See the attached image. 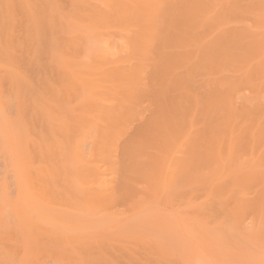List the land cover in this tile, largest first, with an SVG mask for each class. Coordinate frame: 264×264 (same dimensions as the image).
<instances>
[{"label": "rangeland", "instance_id": "1", "mask_svg": "<svg viewBox=\"0 0 264 264\" xmlns=\"http://www.w3.org/2000/svg\"><path fill=\"white\" fill-rule=\"evenodd\" d=\"M113 1L114 0H0V43L4 44L0 45L8 49V51L7 49H2V51L0 49V52L3 53H0V61L2 62H0V79L2 82L0 84V95L2 96V99L0 97V106L2 103H6L5 105L2 104L3 106H1L0 109L1 111L4 109L3 113L6 110L5 114L7 115L6 116L0 112V115L2 113L0 116V129L3 127L2 131L5 133V138L3 135H0V137L4 138L3 141L1 140L2 138L0 139V147L3 146L0 148V177L2 176L0 178L2 179L0 180V185L5 184L4 187L0 186V189L4 188L5 192H3L6 193L7 191L6 195L8 196L6 202L3 196L5 194L2 193L1 190L3 195L0 194V196H3L2 198L4 200L1 199L2 201L0 200V202H4L0 208L6 212H0V216L5 220V218L10 216L9 214L12 212V217H10L11 219L14 218L16 220L13 221L12 219L11 222V220H9L10 217H8L6 220L10 221L9 223L0 217L2 219H0L2 224H9H5L8 229L9 226L10 228L12 227L10 229L12 230L11 235V233H7L8 229L3 228L4 226H0V238L5 235V233H3V236L1 235L2 231H7L6 234H8L4 236L5 239L4 237L2 238L4 241H1L0 244L2 248L0 250L1 260L2 258H5V260L7 259V263L6 261L1 262V260L0 262L2 264H17L22 260V263L20 262V264H85V261L86 264H89V261L90 264L92 261L94 264H186V262L187 264H264V165H261L260 163L264 162L262 159L264 158V156H262V154H264V70L262 72L259 67L261 66L264 68V63H259L260 61L264 62V51L261 52L264 50V0H240V2H238L239 0H230L232 1V5L236 6H234V10H230L229 0H204L208 8L211 9L210 11L214 17L219 15L222 11V14L218 17L221 20L215 17L222 26L218 25L219 23L217 22L218 24L216 27L218 30H211L213 31V34L216 33L213 38L216 40L218 34L224 33V29H227L230 30L228 32L231 33L226 35L228 32L225 30V35H223V37L227 36L226 40L228 37L231 39L229 38L226 41L227 43H230H226L229 49L226 45V48L223 46L226 51L223 50L227 54L226 59L215 66L210 65V71L203 70L202 72L197 68L199 67L197 66L199 59L196 52L193 51L191 47H187L184 50L181 49V47L188 46L192 43H186L181 46L179 39L176 38L177 34H180L182 31L186 32L187 28L179 24H176L175 26L167 24L164 19L155 20V18H153L154 12L150 10H158L160 8L158 10L160 11L165 6L164 3H169V1L131 0V2L135 3L133 4L129 2L130 0H126L127 2L122 0L125 1L126 5L128 4L126 8V5H123L124 2L121 0V2H119V0H117L119 4L121 3L120 8L123 9L122 6H125V9H127L123 10V13L129 11L130 8L131 11L129 12L133 13V8H138L139 11L135 9V13H133L136 14L137 12H140L138 13V17H136L137 14L135 16L133 14L129 15V12H126L125 14H122L121 12L116 13L118 10L116 7V5L118 6V2L116 4V2ZM136 3L139 5L137 6ZM143 4L150 5V7L152 6V8L149 7L150 9H146V5L145 7L142 6L143 14L145 8L146 11L151 12L149 14L153 13L152 15L141 14L142 11H140V9H142L141 5ZM129 5L132 6L129 7ZM135 5L136 7H134ZM111 7H116V12H114L115 9L113 10ZM199 9H197L196 13L199 12ZM227 11H229V14L232 17H230V15H226V17L223 16L228 13ZM94 12H96L95 15H92ZM117 14H119V16H117ZM100 15H102V18H100ZM145 15L150 17V21L152 18V21L155 20L154 24L156 25L154 26V24H151L154 27L148 25V22L150 23V21L147 22V20H149L147 16V20L143 18ZM43 16H46V18H43ZM93 16H97V18ZM125 16H127L128 19L125 18ZM108 17L110 18L108 19ZM117 17L118 20L123 17L122 19L123 22H126H124L125 24H129L131 21L133 23L134 20L137 21L142 18L143 20H141L144 23L141 25L145 24V26L150 27H147V29L151 30L147 32L143 27H140V21H135L133 23L134 25L130 23L132 27H135L132 29L129 26L131 29L129 28L130 30H127V25L124 26L125 24H122V19L119 20V22H122L120 25H122H119ZM130 17L133 20L129 21ZM203 17L204 16H202V18ZM41 20H44L42 22V24L45 25H43L44 27L40 23ZM144 20L147 22V25ZM103 22L105 24L107 23V25H104ZM108 23L112 24V26L110 27ZM135 23L137 24L135 25ZM138 24L140 25V28L137 31L138 33L141 31L139 34L136 32V26ZM38 25L39 27H37ZM176 26L178 29H176ZM42 27L43 33L40 31L42 30ZM151 27L156 31L154 33L156 34L155 36H153L154 34L151 36V33L153 32ZM161 27L163 29H160ZM37 28H40V30ZM122 28L124 31H122ZM158 28L160 29V32L157 31L159 30ZM131 30H135L134 33ZM144 31H146V34H144ZM130 33L133 35L137 33L136 36L138 37L136 38L135 35L132 36ZM140 34H143L144 36L140 37ZM220 34L219 36H221ZM234 34L236 35V38L234 37ZM156 36L158 37L156 38ZM190 36L194 42H198L195 35ZM142 37H144L145 40L143 39L142 41ZM233 38H235L234 41ZM259 40H263L262 45L259 44ZM231 41H233V43H231ZM256 41L257 44L255 43ZM140 43L141 45H145V47L142 46L144 47L143 50L141 45H139ZM249 45L254 47L257 45L263 46L262 49L257 46L256 51L261 50L260 55L259 51L255 53L257 56L252 54L255 52L253 50L255 48L253 47V49H250L251 51H249V48H251ZM145 48L146 50H144ZM179 50L182 54L186 52L189 59L191 58V52L193 53V58L186 62L187 67L185 66V68L177 69L175 71L177 74H180L187 79L191 92L185 93L186 95L183 94L181 98H178L179 96L176 93L174 95L175 99L177 104L186 107L184 108L186 111L189 110V113L186 116L188 119L186 123L193 122L195 132H204L208 136V138L203 136L204 140L196 145V147L199 145V148L197 147L198 152L204 150L202 152L203 154L199 152L201 157L199 161L203 162L207 157L209 159L210 155H212L211 158H215L214 156L216 154L219 155L221 153L220 155H222V152L224 155H222L223 157L216 155L217 158L219 157L218 160H216L217 158L213 160L210 158V165L218 163V166L214 165L212 167L207 165L209 163L208 160L206 161L207 164L203 162L204 165H195V170H200L199 168L202 167L199 171L200 173L196 171V177L192 172L194 171V173H196L195 170L192 169L194 166L193 164L190 172L192 179H190L189 183L186 185L183 184L184 195L179 192V195L176 193H171V195H169L166 192L164 196H162L163 194L158 193V199L163 198L159 201L156 198L157 195L151 197L150 193L151 189L156 188V186H154L155 184L153 185L152 182L157 181V178H155L156 180H153V178L156 177L157 174H159L157 177H161L164 169V165H160L163 163L162 155L165 152L162 153L163 148L160 150L159 148H161L162 145H165V142L175 143L170 137L171 128L175 130L180 129L172 123V118H170L166 119V122L161 125L159 138L154 140L151 139L149 135L151 134L153 125L157 122L156 120L159 121V118L163 116L162 111H167V109L170 110V106L173 104L171 100L172 97L167 96L164 91V78L162 79V76L165 60L161 57H164L166 54L164 58L169 61L168 58H170V56H174L175 54L179 55ZM250 52L252 53L250 54ZM107 53L110 55H106ZM241 56H244V58ZM8 57L11 58L9 59L11 62H8ZM261 57L262 59H260ZM37 61L38 63H36ZM102 61H105V63L102 64ZM193 61L197 62L193 63L194 65L196 63L195 66H192ZM229 61H231L230 64L227 63ZM37 64H39V67ZM112 64L113 66L114 64H117L114 67L115 71L112 66H110ZM152 64H155V67ZM189 64L194 68H191ZM240 64H242V66H240L241 68H237ZM12 65H14V67ZM100 65L102 68L104 67V70H102ZM257 65H259L258 68H260V76L258 68H255ZM244 66L245 68H243ZM250 66H253V69ZM247 67L249 71L250 69L254 71L257 69L255 73L258 71L257 75L259 78H262V80L260 81L258 76L252 70L250 72L253 73V76L250 75L249 77L248 75L249 79L252 80L247 81L249 80L248 78L245 80L248 71ZM105 69H107L108 72H105ZM110 69L113 71L112 74L115 75L112 77V80H110L112 82H109L108 79L112 76V74L109 75V72L111 71ZM185 69L188 72L185 73ZM197 69L200 71H197ZM14 70L15 73L18 71L16 74L19 77L22 75L21 77L23 80L24 78L26 79L21 81L22 78L18 77V81L21 82L20 84H22V82H31L33 87L31 83H29L31 89L27 87L28 83L25 86L23 83V86L20 85L22 87H18V81L16 82L17 86L15 87L14 82L17 80H15L17 75L14 78ZM190 70L194 71L195 74L186 75ZM8 72H11L9 74L12 75H8ZM115 72L116 74H114ZM106 73H108V76L110 77H108ZM102 75L104 76L105 81L109 84L114 83L116 77H118L117 83L115 82V84L111 85L107 84L108 86L105 88L106 82L103 81L104 79L100 78L103 77ZM95 77L99 80L93 79ZM124 77H130V82L129 80H126L124 81V85L119 84L120 80L123 82V80L126 79ZM253 77H256V79L258 78L259 80L255 79L254 82ZM10 78L12 80H10ZM174 78H177V76H174ZM230 78L234 79L236 82V88L234 85L233 87L230 85L233 83ZM91 80L93 81L92 83ZM11 81H14V86ZM101 82L104 85V88L100 86L101 84L99 85ZM229 82L232 83L229 84ZM212 84L216 85L214 91L211 90ZM127 85L129 86L127 87ZM107 87L112 89L117 87L118 89L115 88L113 89V91H115L112 92V90L107 89ZM231 88L232 90L229 91ZM233 88L235 90H233ZM19 89L20 92L18 93ZM105 89H107V91ZM123 89L126 90L125 95L128 94L127 96L124 95L125 90ZM187 94L189 96H187ZM13 95L15 97L17 96L16 99ZM211 96H213L215 100H212L213 106L212 108L208 107L209 109H206L205 106L204 110V104L211 98ZM189 97L191 98L190 104H188L190 101ZM224 97H226V100ZM167 98L169 99L167 100ZM220 98L225 100L224 104L222 101L223 105L220 104ZM196 101L198 104H196ZM166 102L169 103L167 104ZM170 103L172 104L170 105ZM186 104L188 106L190 105V108L188 107L189 109ZM211 109L213 110L211 111ZM207 112L209 114L211 113L210 115L214 114L213 117L211 116L213 121L210 120V117L206 115L204 116ZM4 115L5 120H3ZM1 122H3V124H1ZM91 122H94L93 124L96 125L97 131L99 130L98 132L101 133L103 132L105 124L112 125L114 122L112 126H115L116 131L120 134L118 135L119 143L122 140L120 144L117 142V145H120L118 146L120 147V154L117 163L116 176L113 180L110 179L114 186L117 185L119 187V184L122 185L119 187L120 198L114 203L106 206V209L102 210L107 214H104L102 211L101 214H96L98 215L97 219H99L98 225L101 223V218H103L102 222L106 221L104 224L101 223L99 225L100 227L97 226L95 230L97 232L99 231V234H103L102 237H104L102 238L101 235L99 236L97 232L94 235L96 236L98 234L97 236L99 239L97 238L96 240L97 242L102 243H98V247L95 245L96 247L93 248L92 251H89V249H85V247L71 242L77 241V239H72L69 242V240H65L61 238L60 235L57 236L55 233H52L54 234V238L52 237L49 239L52 235L50 229L54 227L55 222H50V224L45 226L47 229L49 228L47 231L48 233L44 234L46 237L43 235H37L34 238L32 237L33 234H30L31 236H28V238L26 236L25 239L24 236L28 235V227L30 228L31 222L28 221L29 224L27 223V220H25V222L24 220L23 222L18 221L17 213L14 210V206L16 205L17 208V204L14 202L9 203L10 200H15L16 202L17 197H14L19 193V188L18 186L16 187V185H18V176L17 174H14L16 168L11 164L17 163V171L20 169V176L22 175L25 180L27 178V182L30 181V191L27 190L26 193L29 192V194H32L29 195L31 201L33 195L34 200L38 198V200L35 201L36 208H39V210L48 208L49 210L45 209V214L47 215L50 212L49 216L51 215L55 218V220L53 219L54 221L60 219L61 213L69 216L71 212H74V210L79 207V205L77 207L76 203L81 205L79 201L83 197L82 195H84V192H90L89 190H85L88 186L81 188L80 183L77 181L75 148L76 144L82 143V138H84L88 132L86 126ZM2 131L0 130V134ZM251 134H254L253 138L256 140V144L258 143L257 145L254 141H250L253 139ZM256 135L259 136L257 137ZM256 137L260 142L255 139ZM164 138H166V141ZM242 139H245L244 142L246 141V143H249L248 141H250V144H254L256 147L258 146V149L253 145L252 149V146L245 144ZM4 140L5 146L3 145ZM230 140H232L231 143ZM209 141H211V143ZM90 147L89 145L86 146L85 151H89L92 148ZM156 147H159L158 150ZM222 148L225 150L221 151ZM247 148L249 154L247 153ZM232 149L236 152L232 151ZM205 150L208 152L206 153ZM210 150L214 152L211 153ZM244 151L248 156H246L247 154L244 153ZM254 151H256L257 155V151L261 152L262 161L259 160L260 157L255 155ZM214 153L215 155L213 156ZM230 153L235 155L233 156L234 159ZM8 155H10V157L12 155L17 160L13 157L8 159ZM238 155H240L241 163L239 162L240 160H238ZM182 156V153H171V157L174 159L180 157L184 159L187 157ZM254 156L256 160L254 159ZM245 165L248 167L247 169ZM159 168H161V170H159ZM209 168L212 169L210 170ZM255 168L259 170L256 172ZM156 169L159 172H157ZM215 169L217 172H215ZM252 169L254 173L256 172V176L253 171L251 172L253 174H248V172H250L249 170ZM153 170L157 173L154 171L156 176L152 178ZM198 174L204 178L202 177L199 179V177H197L199 176ZM249 175L252 178L248 177ZM100 176L97 180L100 179ZM149 177L153 181H151ZM205 178L207 179V183L201 181L200 184H203L200 185L199 180ZM206 179L204 181H206ZM147 180H150L151 182L149 183ZM194 180L197 181V184H195L196 182ZM5 182L8 183L7 187ZM95 183L96 181L91 182V188L96 189ZM155 183L157 184V182ZM206 184L209 186H206ZM77 189L78 193L75 192ZM82 189L83 194L81 193ZM8 191L11 196L8 195ZM53 192H55V195ZM180 194L181 196L183 195L182 197L184 198H182ZM246 195L248 196V199L247 197L245 198ZM26 196L28 197L27 194ZM77 197L80 198V200ZM141 198H146L147 201H143ZM239 198L242 199L239 200ZM136 199H140L141 201L139 200L137 203L138 206H132V202ZM239 201L241 202L240 205H238ZM38 202H40V204ZM158 203L159 205L156 206ZM150 204L153 205L147 207L150 206ZM6 206L7 208H5ZM154 206L155 208H153ZM237 206L239 209L242 206L245 208L242 209V211L244 210L242 216L236 212L238 211ZM111 207H113V209ZM43 210L39 212L42 213ZM53 211L54 215H52ZM55 211H58V213ZM81 211V208L80 211L79 208L77 209L76 213L78 216L79 214H82ZM125 211L131 214L132 217L125 216L127 214ZM153 211L158 212L154 213ZM159 211L163 217H161V215L159 217ZM240 211L241 209L239 210V213L242 214V211ZM123 212L125 213L123 214ZM152 212L157 214L159 218L157 215L154 216ZM59 213L60 215L58 216ZM26 214L28 213L26 212ZM35 214L36 213L34 212V218ZM113 215L118 217H114L115 219L113 217L111 218L110 216ZM151 215H153L152 220L155 218L157 221L162 222L165 220L164 218L167 217L168 221L166 220V223L164 224L163 221L161 226L159 225V222V227L154 228L153 224L157 222H152L151 220L150 222L145 221L148 220L146 219L148 216V218L151 219ZM137 216L139 217L136 218ZM237 216H239V219ZM170 217H172V219H170L171 221L169 220ZM125 218L129 220H125ZM142 219H145V222H142ZM47 220H49V218ZM182 220H184V223ZM134 222L142 224L139 225ZM13 223H16V225ZM51 223L53 225H51ZM132 224L135 226H132ZM145 225L149 230H147L148 228ZM150 225H152V227ZM13 226L15 227L14 230ZM143 226L146 227V229L142 228ZM132 227H135V229ZM186 227L189 229V232ZM23 229L26 231L24 236L23 234L21 235ZM140 229H143L142 231L144 232L140 233ZM152 229L157 230L154 232ZM149 231L150 234L154 233L153 235L156 237L152 235L147 236ZM14 232L17 233L15 237L16 240L14 239ZM145 233L147 234L145 235ZM139 234H141L143 238L138 237ZM9 235L11 237L13 236L11 238L13 243L10 239V242L6 240ZM47 235H49V237ZM144 235L148 238H144ZM84 238L86 239V236ZM32 240H34V242ZM88 240L89 239L86 241ZM92 240L93 238H91V241ZM15 241L16 244H14ZM152 241L153 244H155L154 241H158V246H154ZM77 242H79V240ZM19 243L22 244V246L19 245ZM166 243L169 246H167ZM12 244L14 246H11ZM160 244H162L161 249ZM157 247L159 249L158 251ZM25 252L27 254H25ZM161 252H166L168 256L163 255ZM2 255L4 257H2ZM162 255L165 256V258L162 257ZM8 257L9 260H11L10 257L13 261L17 260V263L15 261L14 263H10Z\"/></svg>", "mask_w": 264, "mask_h": 264}, {"label": "bare ground", "instance_id": "2", "mask_svg": "<svg viewBox=\"0 0 264 264\" xmlns=\"http://www.w3.org/2000/svg\"><path fill=\"white\" fill-rule=\"evenodd\" d=\"M112 1V0H111ZM115 2H116V4H117V0H114ZM113 1V2H114ZM122 1V0H121ZM120 0H119V2H121ZM126 1V0H125ZM125 1H122V2H124V4L123 5H126V3H125ZM132 1H134V0H132ZM150 1V0H149ZM166 1H169V3H167L166 2V4L164 3V7H163V9H161L160 11H158V10H155V9H151L150 11H152V12H154V17L153 18H155V20L156 19H164V20H166V23L167 24H171V25H173V26H175L176 24H179V25H182V26H185L186 28H187V31L185 32V31H182L180 34H177V36H176V38L177 39H179V41H180V45L182 46V45H184V44H186V43H192V44H190V45H188V46H184V47H181V49L182 50H184L185 48H187V47H191L192 48V50L193 51H195L196 52V55H197V57H198V59H199V65L197 64V66H199V67H197V68H199V69H197V71H200V72H202L203 70H206V71H210L211 70V67H210V65L211 66H215V65H217V64H219V63H221L223 60H225L226 59V53H225V45H226V41L230 38V37H228L227 38V40H226V37L224 36L223 37V35H225L224 33H225V30L228 32V31H230V30H227V29H224V33H219L221 36H219V34H218V37L216 38V40L213 38V36H214V34H216V33H214L213 34V31H211V30H214V29H216V31L218 30V28L216 27L217 26V24L219 23V21H218V19H220V18H218L221 14H222V11H221V13L219 14V15H216L215 17H217L216 19H215V17L213 16V14L211 13V9L210 8H208V6H207V4H206V2L204 1V0H198V1H196V0H166ZM235 1H237V0H235ZM119 2H118V6L116 5V7L118 8V10H120V9H122V8H120L121 6H120V4H119ZM127 2V1H126ZM129 2H131V0L129 1ZM232 1H230L229 0V5H230V10H234V6L235 5H232V3H231ZM238 2H240V0L238 1ZM238 2H236V3H238ZM56 3V2H55ZM131 3H133V2H131ZM147 3V2H146ZM162 3V2H161ZM224 3H225V1H224ZM227 3V2H226ZM235 3V4H236ZM133 4H135V3H133ZM239 4V3H238ZM128 5V4H127ZM127 5H126V8H127ZM136 5H137V3H136ZM136 5L134 6V7H136ZM139 5V4H138ZM137 5V6H138ZM145 5L146 4H143V5H141V8L142 9H140V11H142L143 10V7H145ZM229 5H228V7H229ZM113 6V5H112ZM132 6V5H131ZM130 5H129V7H131ZM143 6V7H142ZM153 6H155V5H153ZM238 6V5H237ZM116 7H111V9H115V11L114 12H116ZM123 7V9L122 10H120V11H118L117 10V12L116 13H118V12H121L122 14H125L126 12H129V11H131V8H130V10L129 11H125V13H123V10H127V9H125V6H122ZM128 7V8H129ZM150 7V5L148 6V5H146V9L147 8H149ZM156 7V6H155ZM161 7V8H162ZM232 7H233V9H232ZM236 7V6H235ZM4 8V7H3ZM109 8H110V6H109ZM120 8V9H119ZM139 8H140V6H139ZM144 8V14H149V13H151L150 11H146V9ZM150 8H152V6L150 7ZM149 8V9H150ZM158 8V7H157ZM200 8V9H199ZM134 9V12L133 13H135V9H137V11H139V9L138 8H133ZM133 9H132V11H133ZM148 9V10H149ZM197 9H199L198 11V13H196V11H197ZM1 10H2V8H1ZM154 10V11H153ZM6 12V11H5ZM87 12V11H86ZM145 12H148V13H145ZM228 13H226L225 15H223V16H225L226 17V15H230L229 14V11H227ZM233 12V11H232ZM95 13L96 12H94L92 15H95ZM130 13V12H129ZM133 13H130L129 15H131V14H133ZM138 13H140V12H137L136 14H137V16L136 17H138ZM234 13V12H233ZM232 13V14H233ZM2 14V13H1ZM120 14V13H119ZM119 14H117V16H119ZM121 14V15H122ZM136 14H133L134 16L136 15ZM142 15H144L143 14V11H142V13H141ZM141 14H139V15H141ZM153 14V13H152ZM152 14H149V15H152ZM97 15V14H96ZM129 15H128V17H129ZM147 15H145V16H143V18H145V20H147L146 19V16ZM215 15V14H214ZM234 15H235V13H234ZM233 15V17L235 18V16ZM134 16H133V18H134ZM202 16H204L203 18H202ZM4 17V16H3ZM93 17H96L97 18V16H93ZM103 17H105V16H103ZM132 17V16H131ZM130 17V19H129V21L130 20H133L132 18ZM148 17V19L150 18L149 16H147ZM201 17V18H200ZM222 17V16H221ZM230 17H232L231 15H230ZM40 18V17H39ZM43 18H46V16L44 17L43 16ZM42 18V19H43ZM100 18H102V15H100ZM110 17H108V19H109ZM121 18V17H120ZM123 18V17H122ZM121 18V19H122ZM125 18H127V16H125ZM152 18V17H151ZM153 18H152V20H153ZM103 19H105V18H103ZM121 19H119V20H121ZM128 19V18H127ZM135 19H139V18H135ZM142 18H140V20H134V22L136 21V22H138V21H140V25L142 24V23H144L142 20H141ZM228 19V18H227ZM117 20H118V17H117ZM119 20L117 21V22H119ZM144 20V21H145ZM151 20V21H152ZM155 20L154 21H152V23H151V21H150V19L149 20H147V22L148 21H150V23L148 22V25H151V24H154L155 23ZM164 20H162V21H164ZM217 20V21H216ZM221 20V19H220ZM44 20H41V25L43 26L44 24H42V22H43ZM104 21V20H103ZM122 22H123V19L121 20ZM128 21V22H129ZM142 21V22H141ZM3 22V21H2ZM6 22V21H5ZM108 22H110V21H108ZM117 22H115V23H117ZM122 22H119V25H120V23H122ZM125 22V21H124ZM122 23V24H125V23ZM133 22V23H134ZM146 22V21H145ZM147 22H146V25H147ZM165 22V21H164ZM218 22V23H217ZM104 23V22H103ZM130 23H132V21L130 22ZM129 23V24H130ZM132 23V25H134ZM159 23H160V20H159ZM118 24V23H117ZM121 24V25H122ZM128 23L127 24H125L124 26H126L127 25V30L131 27L132 29L135 27H132L131 26V24L129 25ZM137 23H135V25H136ZM221 23H219L218 25H220ZM40 25V26H41ZM104 25H107V23L105 24L104 23ZM108 25L111 27L112 26V24H110V23H108ZM116 25V24H115ZM118 25V26H119ZM120 25V26H121ZM139 24L136 26V32L138 33V29L140 28V27H143L145 30H147V32H149L150 30H148L147 29V27L148 28H150L149 26H145V24H143V25H141L140 26ZM156 24H154V26H155ZM45 26V25H44ZM43 26V27H44ZM130 26V27H129ZM140 26V27H139ZM145 26V27H144ZM152 27H154L153 25H151ZM220 26H222V25H220ZM37 27H39V25L37 26ZM43 27H42V30H40V28L38 29V30H40V31H42L41 33H43ZM138 27V28H137ZM151 27V28H152ZM157 27V26H156ZM1 28V27H0ZM106 28H108V27H106ZM119 28V27H118ZM124 28V27H123ZM122 28V29H123ZM130 28V29H131ZM47 29V28H46ZM112 29V28H111ZM121 29V30H122ZM129 29V30H130ZM153 29V28H152ZM157 29V28H156ZM159 29V28H158ZM160 29H163L162 27L160 28ZM160 29L159 30H157V31H159L160 32ZM176 29H178L177 28V26H176ZM223 29V28H222ZM221 30V29H220ZM39 31V32H40ZM122 31H124V29L122 30ZM126 31V30H125ZM131 31H133V33H134V31L135 30H131ZM153 32L151 33V36H152V34H154L156 31L153 29L152 30ZM215 31V32H216ZM221 31V32H222ZM5 32V31H4ZM130 32V31H129ZM141 31H139V33H140ZM145 33L144 34H146V31H144ZM235 32V31H234ZM233 32V33H234ZM137 33L136 34H134L135 36L137 35ZM138 33V34H139ZM158 33V32H157ZM162 33V32H161ZM190 33H192V34H190ZM231 33V32H230ZM229 32L226 34V35H229L230 34ZM247 33V32H246ZM131 34V33H130ZM1 35V34H0ZM132 36H134L133 34H131ZM148 35H149V33H148ZM156 34H154L153 36H155ZM159 35V34H158ZM190 35H195V37L197 38V40H198V42H194V40H192L191 39V36ZM140 37L141 36H144L143 34H140L139 35ZM211 36H212V39H211ZM236 35L234 34V37H235ZM238 36H240V35H238ZM1 37V36H0ZM5 37V36H4ZM7 37V36H6ZM131 37V36H130ZM138 36H136V38H137ZM158 36H156V38H157ZM216 37V36H215ZM232 37V36H231ZM135 38V39H136ZM147 38V37H146ZM150 38V37H149ZM153 38V37H152ZM155 38V39H156ZM236 38V37H235ZM235 38H233V41H234V39ZM4 39V38H3ZM7 39V38H6ZM53 39V38H52ZM139 39H141V38H139ZM143 39H144V37H142V41H143ZM148 39V38H147ZM231 39V38H230ZM45 40V39H44ZM59 40V39H58ZM145 40V39H144ZM150 40H151V38H150ZM134 41V40H133ZM137 41H139V40H137ZM233 41H231V43H233ZM255 41V40H254ZM254 41H252V42H254ZM262 41L263 40H259V44H261L262 45ZM2 42H4V41H2ZM139 42H141V41H139ZM146 42H148V41H146ZM154 42V41H153ZM237 42V41H236ZM264 42V41H263ZM142 43V42H141ZM141 43L139 44V45H141ZM149 43V42H148ZM238 43V42H237ZM256 44H257V41L255 42ZM1 45H4V44H2V43H0ZM131 44H132V42H131ZM142 44H144V43H142ZM227 44H230L229 42L227 43ZM256 44H254V45H256ZM0 45V46H1ZM253 45V44H252ZM261 45H257L258 47H261V49L263 48V46H261ZM264 45V44H263ZM142 46H144L145 47V45H141V47ZM223 46L225 47V48H223ZM227 47H228V45H226ZM251 48H249V51H251L252 49H253V47L254 46H251V45H249ZM257 46L256 47H254L255 49H253L255 52H250V54L252 53V54H254V55H256L257 56V54H255V53H257L258 51H256L257 50ZM4 47V46H3ZM2 46L0 47V49H1V51H2V49H4V50H6L7 48L6 47H4L3 48ZM144 47H142V50H143V48ZM157 47V46H156ZM243 47V46H242ZM247 47V46H246ZM107 48V47H106ZM141 49V48H140ZM225 51H224V50ZM228 49H229V47H228ZM251 49V50H250ZM260 49V48H259ZM3 50V52L5 53V51ZM109 50H110V48H109ZM144 50H146V48L144 49ZM151 50H153V49H151ZM7 51H8V49H7ZM6 51V53L8 54V52ZM229 51V50H228ZM244 51H245V49H244ZM248 51V50H247ZM261 51V50H260ZM260 51H259V55H260ZM264 50H262L261 52H263ZM106 52H107V50H106ZM178 52H180L181 53V51L179 50ZM184 52V51H183ZM224 52V53H223ZM0 53H2V52H0ZM169 53V52H168ZM179 53V55H176L175 53V55L174 54H172V55H174V56H170V58H168L167 56V58H168V60L169 61H167V59L166 58H164L165 57V55H164V57H161L162 59H164L165 60V64H164V67H163V76H162V79L164 78V81H163V83H164V91H165V93L167 94V96H170V97H172V103H170V110L169 109H167V111H162L163 112V116L161 117L160 115V117L161 118H159V121L158 120H156L157 122L153 125V127H152V131H151V134L149 135L150 137H151V139H154V140H156L157 138H159L160 137V133H159V131H160V127H161V125L162 124H164L165 122H166V119H170V118H172V123L174 124V125H176V126H178L179 127V129L180 130H175V129H173V128H171V135H170V137H171V139L176 143V147H175V143H173V142H171V143H167V142H165V145H162V147L161 148H159V147H156L157 148V150H158V148H159V150L160 149H162L163 148V151H162V153L163 152H165L163 155H162V164L161 163H159V164H161L160 166H162V165H164V169H163V171H162V174H161V177L159 176V177H157L159 174H157V176H156V173L157 172H159L157 169V172L155 171V170H153L152 172L154 173H152V178L154 177V176H156V177H154L153 178V180L155 179V178H157V181H155V182H157V184L150 178L151 177V175H150V180L151 181H153L152 183H153V185L154 186H156V188L155 189H151V197L153 196V195H157V199H158V193H160V194H163L162 196H164V194L167 192V194H169V195H171V193L172 194H174V193H176V194H178V192L179 193H181V194H183L184 193V188H183V184H187V183H189V181H190V179H192V177H191V175H190V172H191V170L192 169H196L195 167V165H197V166H200L201 164H203V162H205L206 164H207V160H208V164L207 165H210V161L209 160H213V159H215V158H217L216 157V155H215V153L213 154V156L215 157V158H211V156L212 155H210L209 156V159H208V157H207V155H206V157H207V159H206V157H205V159L206 160H204V159H202V160H204L203 162H201V161H199V159L201 158L200 157V153L199 152H203L204 150H202V149H199V150H202V151H199L198 152V149H197V147L199 148V145L196 147V145L197 144H199V143H201V141H203L204 140V137L205 138H208V136H207V134H205L204 132L202 133V132H200V133H197V132H195V130H194V123L193 122H190V123H186V121L188 120L187 118H186V116H187V114L189 113V110L188 111H186V109H184V108H186V107H182V106H180L179 104H177V101H176V99H175V94L177 93L178 94V98H181V96L183 95V94H185V93H190L191 91H190V87H189V85H188V83H187V79L185 78V77H183L182 75H180V74H177L175 71L177 70V69H181V68H185V66H186V62H187V60H190L191 58H193V56H192V52H191V58L189 59V57H187L188 55H186V52L185 53H181L180 54ZM3 54V53H2ZM1 54V55H2ZM7 54H6V56H7ZM38 54V53H37ZM36 54V55H37ZM163 54V53H162ZM248 54V53H247ZM39 55V54H38ZM106 55H110L109 53H107ZM148 55V54H147ZM228 55H230V54H228ZM263 55V54H262ZM35 56V55H34ZM101 56V55H100ZM247 56V55H246ZM250 56V55H249ZM229 57V56H228ZM242 57V56H241ZM240 57V58H241ZM103 58V57H102ZM242 58H244V56L242 57ZM7 59V58H6ZM9 59H11V58H9L8 57V62H11V61H9ZM158 59V58H157ZM228 59V58H227ZM254 59V58H253ZM260 59H262V57L260 58ZM147 60H148V58H147ZM194 60V59H193ZM63 61V60H62ZM159 61V60H158ZM161 61V60H160ZM163 61V60H162ZM197 61V60H196ZM196 61H193L192 62V66H195L196 65V63L198 62H196ZM1 62V61H0ZM103 62V63H102ZM101 63L102 64H104L105 63V61H102ZM194 62H196L195 63V65L193 64ZM230 62L231 61H229V62H227L228 64H230ZM2 63V62H1ZM36 63H38V61L36 62ZM116 63V62H115ZM259 63H264V62H259ZM118 64V63H117ZM117 64H114V66H113V64L112 65H110V66H112V68L114 69V67H115V65H117ZM155 64H157V63H155ZM155 64L153 65L154 67H155ZM163 64V63H162ZM232 64V63H231ZM41 65V64H40ZM106 65H107V63H106ZM106 65H105V67H106ZM159 65V64H158ZM160 65H161V63H160ZM190 65V64H189ZM188 65V66H189ZM247 65V64H246ZM245 65V66H246ZM254 65V64H253ZM260 65V64H259ZM259 65H257V66H255V68H258V66ZM13 67H14V65H12ZM37 66L39 67V64H37ZM98 66V65H97ZM104 66V65H103ZM153 66H152V69H153ZM238 66V65H237ZM240 66H242V64H240L237 68H241ZM245 66L243 67V68H245ZM263 66V65H262ZM37 67V68H38ZM100 67H101V65H100ZM99 67V68H100ZM160 67V66H159ZM178 67V68H177ZM187 67V66H186ZM190 67H191V65H190ZM196 67H195V70H196ZM250 67H252V69H253V66H250ZM260 68H261V71L263 72V70H264V68L263 67H261V66H259ZM1 68H3V67H1ZM97 68V67H96ZM102 68V67H101ZM104 68V67H103ZM102 68V70H104ZM118 68V67H117ZM189 68V67H188ZM191 68H194V67H191ZM260 68H258V71H259V76L261 75V72H260ZM263 68V69H262ZM107 69H109V68H107ZM107 69H105L106 71L105 72H108V70ZM187 69V68H186ZM184 70V72L186 73V72H188L187 70ZM252 69H250V71L252 70ZM10 70V69H9ZM99 70V69H98ZM111 70V71H110ZM109 71V75L110 74H112L113 73V71H112V69H110ZM156 70V69H155ZM194 70V69H193ZM247 70L249 71V69H248V67H247ZM257 69H255V71H256ZM10 71H12V70H10ZM101 71V70H100ZM114 71H115V69H114ZM153 71V70H152ZM191 71V72H190ZM189 71V73L188 74H186V75H193V74H195L194 73V71H192V70H190ZM247 71V73H246V71H245V73H246V79L245 80H247V78L249 79V77H250V75L251 76H253V73H251L250 71L248 72ZM252 71H254V70H252ZM255 71H254V73H255ZM257 71V72H258ZM102 72H104V71H102ZM104 72V73H105ZM157 72V71H156ZM257 72L255 73L256 75H257ZM0 73H1V70H0ZM9 73H11V72H8V75H12V74H9ZM16 73H18V71L16 72ZM15 73V70H14V78H15V76L17 75ZM38 74V73H37ZM107 74V76H108V73H106ZM114 74H116V72L114 73ZM154 74H155V72H154ZM263 74V73H262ZM119 75V74H118ZM133 75V74H132ZM156 75V74H155ZM248 75H249V77H248ZM22 76V75H21ZM20 76V77H21ZM100 76H101V74H100ZM103 76V75H102ZM106 76V75H105ZM115 75H113L112 74V76L110 77V76H108V77H110V78H108L109 79V82H112V81H110V80H112V77H114ZM174 76H177V78H174ZM255 76V75H254ZM258 76V75H257ZM259 76H258V78H259ZM10 77V76H9ZM19 76L17 75L16 76V78H15V82H14V84H15V87L18 85V87H22L23 85L25 86L27 83H25V82H22V84H20L21 82H19L18 80H19V78H18ZM121 77V76H120ZM152 77H153V75H152ZM0 78H1V76H0ZM12 78V77H11ZM10 78V80H12ZM13 78V79H14ZM22 78V77H21ZM100 78H102V79H104V76L103 77H100ZM124 78H126V77H124ZM123 78V79H124ZM130 78V77H129ZM129 78H126L125 80H123V82H121L122 80H120V83L119 84H122V85H124L125 83H124V81H126V80H129ZM159 78V77H158ZM256 79V77H253V81L256 79V80H259L260 79V81L262 80V78H259V79ZM93 79H97V80H99L98 78H93ZM122 79V78H121ZM230 79H232V78H230ZM229 79V80H230ZM264 79V78H263ZM24 80H26L25 78H24ZM23 80V78H22V80L21 81H24ZM114 80V79H113ZM117 80H118V77H116V83H117ZM228 80V81H229ZM252 79H249V80H247V81H251ZM19 82V83H17V85H16V82ZM28 81V80H27ZM101 81V80H100ZM99 81V82H100ZM103 81H105V79L103 80ZM113 81V82H114ZM161 81V82H162ZM225 81H227V80H225ZM224 81V82H225ZM232 82H229V84L230 83H232V84H230V85H232V87H233V85L235 86V88L237 87L236 85V82L234 81V79H232L231 80ZM246 81V82H247ZM252 81V82H253ZM12 82V81H11ZM13 82H12V84H13ZM93 81L91 80V83H92ZM106 82V81H105ZM105 82H103V83H105ZM115 82L114 83H111V84H115ZM129 82H130V80H129ZM255 82V81H254ZM2 82H1V79H0V84H1ZM29 83H31V82H29ZM29 83H28V86L27 87H29L30 89H31V85H32V83H31V85L29 86ZM94 83H96V82H94ZM219 83V82H218ZM223 83V82H222ZM247 83H249V82H247ZM14 84H13V86H14ZM101 84V85H100ZM106 85H105V88H106V86H108V85H111V84H109L108 82H106L105 83ZM108 84V85H107ZM214 84H217V83H214ZM214 84H212V89L211 90H215L216 88H215V86L216 85H214ZM229 84H227V85H229ZM20 85H22V86H20ZM99 85L100 86H102V88H104L103 86V84H102V82L101 83H99ZM98 85V86H99ZM210 85V84H209ZM13 86H12V89H13ZM97 86V85H96ZM113 86V85H112ZM119 86V85H118ZM117 86V87H118ZM129 85H127V87H128ZM191 86V85H190ZM32 87H33V85H32ZM114 87V86H113ZM117 87H115L116 89H118ZM120 87V86H119ZM124 87V86H123ZM126 87V86H125ZM217 87H219V86H217ZM115 88H113V89H115ZM121 88H122V86H121ZM170 88V89H169ZM220 88V87H219ZM21 89V88H20ZM20 89L18 90V93L20 92ZM28 89V88H27ZM29 89V90H30ZM107 89H109V90H112V92H114L113 91V89L112 88H108L107 87ZM107 89H105L106 91H107ZM123 90H125V89H123ZM232 90V88L231 89H229V91H231ZM233 90H235L234 88H233ZM217 91V90H216ZM16 92V91H15ZM125 93H126V90H125V92H124V95H125ZM21 94V93H20ZM192 94V93H191ZM16 95H17V93H16ZM128 94H126L125 96H127ZM186 95V94H185ZM14 96V95H13ZM174 96V97H173ZM187 96H189L188 94H187ZM0 97H1V99H2V96L0 95ZM17 97V96H16ZM16 97L14 96V98L16 99ZM184 97V96H183ZM191 97V96H190ZM189 97V98H190ZM213 96H211V98L210 99H208L206 102H205V104H204V110H205V106H206V109H209V108H212V106H213V102H212V100L213 101H215L214 100V97L212 98ZM223 97V96H222ZM188 98V99H189ZM219 98V97H218ZM169 98H167V100H168ZM215 99H216V97H215ZM224 99L226 100V97H224ZM222 100L221 98H220V100L219 101H221V103L220 104H222V101H223V104H224V102H225V100ZM184 100V99H183ZM1 101V100H0ZM164 101V100H163ZM163 101H160V102H163ZM169 102H170V100H169ZM168 102V103H169ZM190 102H191V98H190V101H189V103L188 104H190ZM107 103V102H106ZM109 103V102H108ZM167 103V102H166ZM167 103V104H168ZM187 103V102H186ZM2 104H6V103H2ZM1 104V106H3ZM196 104H198V102L196 101ZM222 104V105H223ZM187 105V104H186ZM1 106H0V108H1ZM169 107V106H168ZM190 108V105L188 106L187 105V108ZM209 107V108H208ZM3 108V107H2ZM5 108H6V106H5ZM188 108V109H189ZM4 110V109H3ZM3 110L1 111V109H0V112H2L3 113ZM163 110H165V109H163ZM213 109H211V111H212ZM6 111V110H5ZM5 111H4V113L3 114H5ZM159 112V111H158ZM2 113H1V115H2ZM211 114V113H210ZM208 112H207V114H204V116L206 115V116H208V117H210L211 119V121H213L212 119V117H213V115H210ZM0 115V116H1ZM6 115V114H5ZM5 115L3 116L4 117V119L3 120H5ZM7 116V115H6ZM212 116V117H211ZM206 118V117H205ZM155 119H156V116H155ZM206 119H208V118H206ZM97 120V119H96ZM95 120V121H96ZM209 120V121H210ZM0 121H1V119H0ZM4 122V121H3ZM3 122H1V124H3ZM5 123H6V121H5ZM94 122H91L89 125H87L86 126V129H88V132L86 133V135H85V137L84 138H82V143H78V144H76V148H75V153H76V155H75V169H76V176H77V181L80 183V187L81 188H85V187H87L88 186V188L87 189H85V190H89L90 192H84V195H82L83 197L81 198V200H80V198H76L80 203H81V205L80 204H78V203H76L77 204V207H78V205H79V211H80V208L82 209V214H79V216L77 215V213H76V211H77V209L78 208H76V210H74V212H71L70 214H69V216L68 215H65V214H63V213H61V215H60V213L58 214V216L60 215V219L59 220H57V221H54L55 220V218H53L51 215L49 216V213H48V211H47V215L45 214L46 213V211H45V209H48V208H45L44 210L43 209H41V210H39V208H36V202L35 201H37L38 200V198L37 199H35L34 200V195H33V197H32V201H31V199L29 198L30 196L29 195H32V194H29V192L28 193H26L27 192V190H29V187H31V183H29V182H27L28 180H27V178H26V180L23 178V176L21 175L20 176V169H19V171H17L18 170V166H16V164H11L13 167H15L16 169H15V173L14 174H17V176H18V185H16V187L18 186V188H19V193H18V195L17 196H15L14 198H16L17 200H16V202H15V200L13 201V200H10L9 201V203H11V202H14V203H16L17 204V208H16V205L14 206L15 208H14V210L16 211V213H17V219H18V221H22L23 222V220H24V222H25V220H27V223H29L28 221H30L31 222V224H30V228L28 227V229H29V231L27 232L28 233V235H25V233H26V231L23 229V231H22V233H21V235L23 234V236H24V238L26 239V236H27V238H28V236L30 237L31 235L30 234H33V236L32 237H36L37 235L38 236H40V235H43V236H45L46 237V235H44L45 233H48L47 231H48V229L45 227L47 224H50V222H55L54 224V227H52V229H50V233L52 234V233H55V234H57V236L58 235H60L61 236V238H63V239H65V240H69V242L72 240V239H77V241L79 240V242H77V241H71V242H73V243H77V244H79V246H82V247H85V249H89V251H92L93 250V248H95L96 246L98 247V243H102V242H97V238H98V232L97 231H95L96 230V227L98 226V227H100L99 225L101 224V223H105L106 221H104V222H102V219L103 218H101V223H99V225H98V221H99V219H97V216L98 215H96V214H101V211L103 210V209H106L107 207L106 206H108L109 204H112V203H114L116 200H118L119 198H120V193H119V187L120 186H122L121 184H119V187L117 186V185H115L114 186V184L112 183V181L110 180V179H114L115 178V176H116V171H117V163H118V161H119V154H120V147H118V146H120V145H117V142L119 143V138H118V135H120L119 133H118V131H116V127L115 126H112L113 124H114V122H113V124L112 125H108V124H105L104 125V128H103V132L101 133V132H98L97 131V129H96V125L95 124H93ZM104 123V122H103ZM115 124H116V122H115ZM100 125H101V123H100ZM118 125V124H117ZM2 126V125H1ZM119 126V125H118ZM3 128V127H2ZM2 128L0 129L1 131H2ZM119 128V127H118ZM43 129V128H42ZM44 130V129H43ZM80 130H82V129H80ZM41 131V130H40ZM82 132V131H81ZM5 133H4V131H2V133L0 134V135H3V137L5 136L4 135ZM41 134H44V133H41ZM81 134V133H80ZM252 135V134H251ZM254 135V134H253ZM253 135H252V138H253ZM94 136V137H93ZM96 136V137H95ZM204 136V137H203ZM257 136V135H256ZM259 136V135H258ZM257 136V137H258ZM93 137V138H92ZM255 137V136H254ZM255 138V139H257L258 140V138ZM2 137H0V139H1ZM5 138V137H4ZM4 138H2L1 140L3 141V139ZM250 139V138H249ZM1 140H0V142H1ZM164 140L166 141V138H164ZM243 140V139H242ZM242 140H241V142H242ZM245 140V139H244ZM244 140H243V142H244ZM250 141H254V143L256 144V140H254V138L252 139V140H250ZM250 141H248L249 143H246V141L244 142L245 144H247V145H253V146H255L254 144H250ZM121 142H122V140H121ZM120 142V143H121ZM210 143H211V141H209ZM232 142V140H230V143ZM258 142H260L259 140H258ZM3 143V142H2ZM119 143V144H120ZM204 143V142H203ZM208 144V143H207ZM228 144H229V142H228ZM228 144H227V146H228ZM239 144H240V142H239ZM243 144V143H242ZM258 144V143H257ZM256 144V145H257ZM261 144V143H260ZM259 144V145H260ZM263 144H264V142H263ZM262 144V145H263ZM2 145V144H1ZM4 146H5V140H4V144H3ZM89 145V147L91 148H89L90 150L88 151H85V149H86V146H88ZM210 145V144H209ZM212 145V144H211ZM235 145V144H234ZM236 145H238V144H236ZM241 145V144H240ZM154 146H155V144H154ZM201 146V145H200ZM204 146V145H203ZM203 146H202V148H203ZM230 146H232V145H230ZM229 146V147H230ZM253 146L251 147L252 149H253ZM3 146H1L0 148H2ZM174 147H175V149H174ZM206 147H207V145H206ZM210 147V146H209ZM233 147V146H232ZM241 147H243V146H241ZM256 147V146H255ZM258 147V146H257ZM256 147V149H258ZM6 148V147H5ZM74 148V147H73ZM156 148H154V149H156ZM231 148V147H230ZM250 148V147H249ZM204 149V148H203ZM206 149V148H205ZM229 149V148H228ZM251 149V150H252ZM7 150V149H6ZM207 150V149H206ZM205 150V151H206ZM221 150V149H220ZM223 150H225L224 148H222V150L221 151H223ZM238 150V149H237ZM239 150H240V147H239ZM254 150H255V148H254ZM1 151H2V149H1ZM8 151V150H7ZM211 151V153H213L212 152V150H210ZM217 151V150H216ZM220 151V152H221ZM232 151H235L234 149H232ZM261 151V150H260ZM260 151H257L258 152V155L256 154V151H254V153H255V155H257V156H259L260 157V161H262L261 160V152ZM12 152V151H11ZM10 152V153H11ZM173 152H175V153H182L183 154V156H187L186 158H184V159H182L181 157L180 158H176V159H174L173 157H171V153H173ZM208 151H206V153H207ZM217 152H219V151H217ZM230 152V151H229ZM236 152V151H235ZM239 152V151H238ZM259 152H260V154H259ZM244 153H246L245 151H244ZM247 153L249 154V152H248V148H247ZM246 153V154H247ZM203 154V153H202ZM209 154V153H208ZM221 154V153H220ZM219 154V155H220ZM231 154V153H230ZM241 154V153H240ZM248 154L246 155V156H248ZM15 155V154H14ZM205 155V154H204ZM219 155H217V156H219ZM222 155H224L223 154V152H222ZM222 155H220V156H222ZM232 155V154H231ZM1 156V155H0ZM182 156V157H183ZM190 156V157H189ZM202 156V155H201ZM233 156H235V155H232V158L234 159V157ZM239 156V158H238V160H240L239 162L241 163V159H240V155H238ZM244 156V155H243ZM262 156H264V154H262ZM8 159H11L13 156L11 155V157H10V155H8ZM175 157V156H174ZM223 157V156H222ZM250 157H251V155H250ZM250 157H248V158H250ZM4 158H5V156H4ZM14 159H15V157H13ZM211 158V159H210ZM219 158V157H218ZM218 158L216 159V160H218ZM258 158V157H257ZM1 159V158H0ZM254 159L256 160V158H255V156H254ZM263 159V161H264V158H262ZM15 160H17V159H15ZM215 160V161H216ZM249 160V159H248ZM1 161V160H0ZM10 162V161H9ZM14 162V161H13ZM217 162H219V161H217ZM216 162V163H217ZM238 162V161H237ZM242 162H244V161H242ZM247 162V161H246ZM259 162V161H258ZM74 163V162H73ZM154 163V162H153ZM261 163V165L263 164L264 165V162L262 163V162H260ZM260 163H259V165H260ZM193 164H194V166H193ZM218 164V163H217ZM217 164H215L214 163V165L215 166H218ZM251 164H253V163H251ZM204 165V164H203ZM213 164L212 165H210V166H214ZM249 165V164H248ZM9 166V165H8ZM193 166V167H192ZM244 166V165H243ZM246 166V165H245ZM12 167V168H13ZM155 167V166H154ZM157 167V166H156ZM191 167H192V169H191ZM248 167L246 166V169H247ZM260 168H261V166H260ZM155 169V168H154ZM200 170L202 169V167L201 168H199ZM210 170L212 169V168H209ZM249 169H250V167H249ZM256 169V168H255ZM12 170V169H11ZM11 170H10V172H11ZM14 170V169H13ZM102 170V171H101ZM159 170H161V168H159ZM200 170H195V172L197 171L198 173H200L199 171ZM257 170H259V169H256V172H257ZM9 171V170H8ZM156 173H155V172ZM213 171H214V168H213ZM248 171V170H247ZM250 172H248V174L249 173H251L252 171H253V169L252 170H249ZM193 172V174H194V176L196 177V175H197V172L196 173H194V171H192ZM215 172H217L216 171V169H215ZM255 172V173H256ZM259 172V171H258ZM149 173V172H148ZM214 173V172H213ZM253 173H254V171H253ZM253 173H251V174H253ZM254 173V175L256 176V174ZM150 174H151V172H150ZM196 174V175H195ZM215 174V173H214ZM258 174H260V173H258ZM101 175V176H100ZM199 176H197V177H199V179H201L203 176H200V174H198ZM212 175V174H211ZM262 175V174H261ZM100 176V179L99 180H97L98 179V177ZM108 176H110V177H108ZM194 176H193V178H194ZM2 177V176H1ZM0 177V178H1ZM214 177V176H213ZM248 177H251L250 175L248 176ZM4 178V177H3ZM204 178V177H203ZM210 178V177H209ZM209 178H208V180H209ZM252 178V177H251ZM206 179V178H205ZM205 179H203V180H199V184H200V182L201 181H203V182H206L207 183V179H206V181H204ZM0 180H2V179H0ZM7 180V179H6ZM148 181L149 183L151 182V181ZM156 180V179H155ZM95 182L96 181V189H94V188H91V182ZM196 183L195 184H197V181L196 180H194ZM1 183H3V182H1ZM6 183V182H5ZM114 183H115V180H114ZM208 183H209V181H208ZM8 183H6V187L8 186L7 185ZM201 184H203V183H201ZM200 184V185H201ZM5 185V184H4ZM4 185H0V186H3L4 187ZM199 185V186H200ZM209 185H210V183H209ZM208 184H206V186H209ZM202 186H205V185H202ZM79 187V188H80ZM123 187L125 188V186L123 185ZM153 187V186H152ZM214 187V186H213ZM80 188V189H81ZM249 188V187H248ZM79 189V190H80ZM1 190H2V193H4L5 192V189L3 188V189H0V194L1 195H3L2 193H1ZM9 190V189H8ZM53 190H54V188H53ZM92 190V191H91ZM4 191V192H3ZM30 191V190H29ZM243 191V190H242ZM9 192V191H8ZM75 192H77L78 193V189L75 191ZM121 192V191H120ZM186 192V191H185ZM6 193H7V191H6ZM6 193H4L5 195H3L4 196V199H5V201L7 202V200H6V198H8V196L6 195ZM31 193H32V191H31ZM82 194H83V189H82V192H81ZM26 194L28 195V197L26 196ZM53 194L55 195V192H53ZM181 194H180V196H181ZM8 195H10L11 196V194H10V192H9V194ZM179 195V194H178ZM184 195V194H183ZM182 195V196H183ZM187 195V194H186ZM185 195V196H186ZM240 195V194H239ZM242 195V194H241ZM245 195V194H244ZM243 195V196H244ZM248 195V194H247ZM245 196V198L247 197V199H248V196ZM2 196V197H3ZM9 196V197H10ZM77 196V195H76ZM162 196H160V197H162ZM168 196V195H167ZM174 196V195H173ZM172 196V197H173ZM181 196V197H182ZM1 197V196H0ZM0 198V200L2 199V200H4L3 198ZM79 197H81V196H79ZM129 197V196H128ZM13 198V199H14ZM28 198V199H27ZM35 198H36V196H35ZM182 198H184V197H182ZM242 198H244V197H242ZM242 198H239V200H241ZM244 198V199H245ZM12 199V198H11ZM143 201H147V199L146 198H141ZM156 199V200H157ZM163 199V198H162ZM162 199H158L159 201H161ZM1 200V201H2ZM41 200V199H40ZM139 200L140 199H136V200H134L132 203H133V205L132 206H138L137 205V203L139 202ZM70 201H71V199H70ZM141 201V200H140ZM4 202V201H3ZM2 202V203H3ZM41 202V201H40ZM40 202H38L39 204H40ZM77 202V201H76ZM127 202H129V201H127ZM157 202V201H156ZM248 202V201H247ZM2 203L0 202V207H2ZM35 203V204H34ZM152 203V202H151ZM240 201L238 202V205H240ZM8 204V203H7ZM42 204V203H41ZM82 204H84V205H82ZM126 204H129V203H126ZM154 204H155V202H154ZM5 205V204H4ZM153 205V204H152ZM151 204H150V206H147V207H151L152 206ZM157 205H159V203L158 204H156V206ZM10 206V205H9ZM40 206V205H39ZM247 206H249V205H247ZM44 207V206H43ZM43 207H41V208H43ZM144 207V206H143ZM240 207V206H239ZM5 208H7V206L5 207ZM4 208V209H5ZM112 209H113V207H111ZM110 208V209H111ZM153 208H155V206L153 207ZM1 209V208H0ZM9 209H11V208H9ZM8 209V210H9ZM110 209H108V210H110ZM149 209V208H148ZM147 209V210H148ZM241 209V211H242V209H245V208H243V206L240 208ZM239 208H238V206H237V210L238 211H236L240 216H242L244 213V210L242 211V214H240L239 213V210H240ZM6 210V209H5ZM12 210V209H11ZM42 211L43 210V212L41 213V212H39V211ZM49 210V209H48ZM73 210V209H72ZM114 210H115V207H114ZM125 210V209H124ZM123 210V211H124ZM4 210H2L1 209V211L0 212H3ZM129 211V210H128ZM240 211V212H241ZM4 212H6V211H4ZM26 212L29 214H26ZM34 212L36 213L35 214V218H34ZM55 212H57L58 213V211H55ZM102 212H104V211H102ZM110 212V211H109ZM126 212V211H125ZM125 212H123V214L125 213ZM154 212V211H153ZM152 212V213H153ZM158 212V211H157ZM156 211L154 212V213H157ZM12 213V212H11ZM11 213L9 214L10 216H11ZM80 213V212H79ZM119 213V212H118ZM127 213V212H126ZM145 213V212H144ZM151 213V214H152ZM153 213V215L155 216V215H157V214H154ZM159 213H160V211H159ZM236 213V214H237ZM14 214V213H13ZM103 214V213H102ZM104 214H107V213H105L104 212ZM128 214V215H127ZM125 216H131L132 217V215L131 214H129V213H127ZM141 214V213H140ZM148 214V213H147ZM237 214V215H238ZM3 215V214H2ZM52 215H54V211L52 212ZM57 215V214H56ZM153 215H151L150 217H151V219L150 218H146V219H148V220H145V219H142L141 221L142 222H147V221H149L150 222V220L152 221V222H157V223H155V224H153V227L155 228V227H159V225L161 226V223L163 222V224L164 223H166L165 221L167 220V217L166 218H164L165 220H163L162 222H160V221H157L155 218V220L153 221L152 220V216ZM159 215V217H160V215H161V217H163V215L160 213V214H158ZM158 215H157V217H158ZM10 216H4V217H6L7 219H8V217H10ZM104 216V215H103ZM109 216V215H108ZM122 216V215H121ZM166 216V215H165ZM164 216V217H165ZM168 216V215H167ZM172 216V215H171ZM0 217H2V216H0ZM12 217V216H11ZM11 217L9 218V220H11V222H12V219H13V221L15 220L14 218H12L11 219ZM50 217H52V218H50ZM111 218L113 217H115V215H113V216H110ZM116 217H118V216H116ZM115 217V218H116ZM124 217V216H123ZM139 216H137L136 218H138ZM158 217V218H159ZM169 217V216H168ZM238 217V219H239V216H237ZM3 218V217H2ZM6 218H5V220H6ZM49 218V220H47ZM114 218V219H115ZM127 218V217H126ZM125 218V220H129V219H126ZM242 218V217H241ZM240 218V219H241ZM1 219V218H0ZM54 219V220H53ZM105 219V218H104ZM132 219V218H131ZM130 219V220H131ZM170 219H172V217H170L169 218V220ZM237 219V218H236ZM2 220V219H1ZM3 220H4V218H3ZM4 220V221H5ZM140 220V219H139ZM138 220V221H139ZM145 220V221H144ZM161 220V219H160ZM7 221V220H6ZM16 221V220H15ZM17 221V222H18ZM168 221V220H167ZM171 221V220H170ZM7 222H9L10 223V221H7ZM16 222V223H17ZM160 222V224L158 225V223ZM175 222V221H174ZM182 222L184 223V220H182ZM16 223H13V224H15L16 225ZM134 223H138L139 224V222H134ZM133 223V224H134ZM141 223V222H140ZM2 223H1V221H0V226H4L3 228H6V229H8V227H6V225H9V224H6V223H3L2 225H1ZM6 224V225H5ZM29 224H27V225H29ZM132 224V226H135V225H133ZM142 224V223H141ZM141 224H139V225H141ZM147 224V223H146ZM157 224V225H156ZM162 224V225H163ZM11 225V224H10ZM51 225H53L52 223H51ZM190 225V224H189ZM12 226V225H11ZM103 226V225H102ZM106 226V225H105ZM146 226V225H145ZM151 227H152V225H150ZM191 226V225H190ZM14 227V226H13ZM147 227V226H146ZM146 227H142V228H145L146 229ZM148 227H149V224H148ZM147 227V228H148ZM12 228V227H11ZM10 228V226H9V229H8V234L9 233H11V235H12V230H10L11 229ZM51 228V227H50ZM133 229H135V227H132ZM139 228V227H138ZM187 228V227H186ZM0 229H1V227H0ZM15 229V227L13 228V230ZM26 229V228H25ZM136 229H137V227H136ZM144 229V230H145ZM10 230V231H9ZM27 230V229H26ZM138 230V229H137ZM143 230V229H142ZM141 229L139 230V231H141L140 233H142V232H144V231H142ZM147 230H149V228L147 229ZM157 230V229H156ZM155 229L153 230L152 229V231H156ZM189 229L187 228V231H188ZM194 230V229H193ZM17 231V230H16ZM25 231V232H24ZM6 232H1V235L3 236V233H5V235H8V234H6ZM96 232L98 233L96 236H94L95 234H96ZM105 232V231H104ZM189 232V231H188ZM15 233V232H14ZM13 233V234H14ZM49 233V234H50ZM100 233H101V231H100ZM16 234L17 233H15V236H14V239H15V237H16ZM147 233H145V235H146ZM154 234V233H153ZM153 234H150V231H149V233L147 234V236L148 235H152V236H155V235H153ZM192 234V233H191ZM4 235V236H5ZM54 234H52L51 235V237H49V235H47L48 237H49V239L50 238H54V236H53ZM101 235V237H102V235L103 234H99V236ZM137 235V234H136ZM144 235V236H145ZM3 236V237H4ZM59 236V237H60ZM86 236V239L84 238ZM3 237H1L0 239H2ZM13 237V236H12ZM10 235L6 238V240H8L9 241V239H10V241H12V243H13V240L11 239L12 238ZM58 237V238H59ZM96 237V238H95ZM104 237V236H103ZM102 237V238H103ZM138 237H142L141 236V234H139V236ZM156 237V236H155ZM18 238V237H17ZM20 238H22V237H20ZM23 238V239H24ZM43 238V237H42ZM57 238V239H58ZM83 238V239H82ZM91 238H93V240H94V242H93V240L91 241ZM95 238V239H94ZM143 238V237H142ZM144 238H146V236L144 237ZM148 238V237H147ZM146 238V239H147ZM4 239H5V237H4ZM4 239H2V240H0V244H1V241H4ZM87 239H89L88 241H86ZM99 239V238H98ZM16 240V239H15ZM18 240V239H17ZM151 240V239H150ZM157 240V239H156ZM9 241V242H10ZM28 241V240H27ZM26 241V242H27ZM33 242H34V240H32ZM31 241V242H32ZM25 242V243H26ZM37 242V241H36ZM158 242V241H157ZM157 242H155L154 241V243L155 244H153V241H152V244L154 245V246H158V243ZM164 242V241H163ZM159 243H161V242H159ZM14 244H16V241H15V243ZM17 244H18V242H17ZM164 244V243H163ZM167 244V243H166ZM19 245H21L22 246V244H20L19 243ZM96 245V246H95ZM162 244H160V249H161V246ZM165 245V244H164ZM11 246H14L13 244L11 245ZM167 246H169L168 244H167ZM167 246H166V248H167ZM164 248V247H163ZM2 248H1V246H0V250H1ZM159 249H158V247H157V251H158ZM24 251V250H23ZM2 252V251H1ZM4 252V251H3ZM154 252V251H153ZM159 253V252H158ZM161 253H163V255H167L166 254V252L164 253V252H161ZM18 254V253H17ZM25 254H27L26 252H25ZM40 254V253H39ZM175 254V253H174ZM104 255V254H103ZM106 255V254H105ZM155 255V254H154ZM156 255H157V253H156ZM162 255V257H164L165 258V256H163ZM171 255V254H170ZM158 256V255H157ZM168 256V255H167ZM166 256V257H167ZM2 257H4L3 255H2ZM7 257V256H6ZM10 259L12 260V258L10 257ZM41 259V258H40ZM159 259V258H158ZM167 259H168V257H167ZM0 260H1V255H0ZM7 260V259H6ZM5 260V258L3 259L2 258V260H1V262H3V261H6ZM9 260V257H8V261H10V263L11 262H13L14 263V261L12 260ZM169 260V259H168ZM87 261H89V260H87ZM0 262V264H2ZM16 263H17V260L15 261ZM21 263H22V260L20 261ZM20 262H18L19 264H20ZM26 262V261H25ZM84 262V261H83ZM185 262H186V260H185ZM6 263H7V261H6ZM17 263V264H18ZM88 263V262H87ZM94 264V262L92 261L91 262V264ZM85 264H86V261H85ZM89 264H90V261H89ZM185 264V263H184ZM186 264H187V262H186Z\"/></svg>", "mask_w": 264, "mask_h": 264}]
</instances>
